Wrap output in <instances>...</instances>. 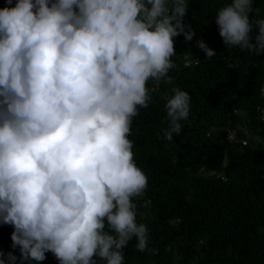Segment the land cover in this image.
I'll return each instance as SVG.
<instances>
[{"label":"clouds","instance_id":"1","mask_svg":"<svg viewBox=\"0 0 264 264\" xmlns=\"http://www.w3.org/2000/svg\"><path fill=\"white\" fill-rule=\"evenodd\" d=\"M186 0H5L0 8V224L13 228L0 264H124L123 249L148 247L134 197L148 178L129 139L147 82L172 84L174 37ZM253 0H231L215 23L224 45L264 53V18ZM259 10L257 9V13ZM255 29V31H253ZM205 59L216 55L202 39ZM191 55V53H190ZM187 58V57H186ZM188 66V65H185ZM165 96L172 141L190 113L179 87ZM264 96V86L260 89ZM259 111V109H257ZM252 137L247 128L240 127Z\"/></svg>","mask_w":264,"mask_h":264},{"label":"trees","instance_id":"2","mask_svg":"<svg viewBox=\"0 0 264 264\" xmlns=\"http://www.w3.org/2000/svg\"><path fill=\"white\" fill-rule=\"evenodd\" d=\"M186 2L184 23L193 39L173 38V82H147L151 100L138 107L129 135L135 163L148 178L133 198L137 222L148 228V247L156 253L140 252L134 237L123 249L124 264H264V53L224 45L215 17L231 0ZM252 7L250 18H264V0ZM199 39L215 49L214 57L205 59ZM174 87L189 93L190 113L169 142L162 138L168 127L163 97ZM12 231L0 224V250L19 257ZM39 264L59 261L47 252Z\"/></svg>","mask_w":264,"mask_h":264},{"label":"built area","instance_id":"3","mask_svg":"<svg viewBox=\"0 0 264 264\" xmlns=\"http://www.w3.org/2000/svg\"><path fill=\"white\" fill-rule=\"evenodd\" d=\"M232 136V135H231ZM232 138V137H231ZM232 139H234V138H232Z\"/></svg>","mask_w":264,"mask_h":264},{"label":"rangeland","instance_id":"4","mask_svg":"<svg viewBox=\"0 0 264 264\" xmlns=\"http://www.w3.org/2000/svg\"><path fill=\"white\" fill-rule=\"evenodd\" d=\"M231 136V135H230ZM231 137H233V136H231Z\"/></svg>","mask_w":264,"mask_h":264}]
</instances>
